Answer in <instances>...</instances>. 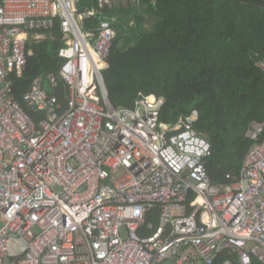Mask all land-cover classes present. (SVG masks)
Wrapping results in <instances>:
<instances>
[{"label":"built area","instance_id":"1","mask_svg":"<svg viewBox=\"0 0 264 264\" xmlns=\"http://www.w3.org/2000/svg\"><path fill=\"white\" fill-rule=\"evenodd\" d=\"M82 1L0 0V264H264V123L246 129L239 173L212 183L197 111L169 123L163 97L108 102L120 22L106 9L128 0ZM56 25L63 62L49 85L64 84L65 103L38 80L17 99L28 45Z\"/></svg>","mask_w":264,"mask_h":264},{"label":"trees","instance_id":"2","mask_svg":"<svg viewBox=\"0 0 264 264\" xmlns=\"http://www.w3.org/2000/svg\"><path fill=\"white\" fill-rule=\"evenodd\" d=\"M106 9L117 36L103 71L109 104L130 109L139 93L165 99L161 120L175 122L197 111L194 128L211 145L206 172L212 183L237 175L252 141L250 123H264V75L253 55L264 58V0H137ZM95 0H83L80 10ZM134 21V26L129 23ZM95 20L84 23L86 30ZM125 26L126 28H124ZM51 38L28 45L20 99L33 80L65 103L64 84L50 90L63 59L58 25ZM34 121L41 114L27 109Z\"/></svg>","mask_w":264,"mask_h":264}]
</instances>
